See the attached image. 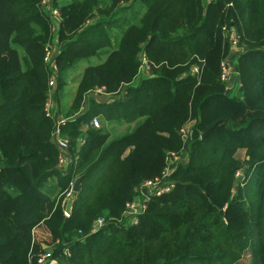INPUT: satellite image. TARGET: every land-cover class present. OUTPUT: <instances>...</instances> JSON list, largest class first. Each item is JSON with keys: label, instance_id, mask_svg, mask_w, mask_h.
I'll list each match as a JSON object with an SVG mask.
<instances>
[{"label": "trees", "instance_id": "trees-1", "mask_svg": "<svg viewBox=\"0 0 264 264\" xmlns=\"http://www.w3.org/2000/svg\"><path fill=\"white\" fill-rule=\"evenodd\" d=\"M41 1L0 0V264H39L47 249L59 264H244L246 252L250 264H264V0L61 5L53 60L60 72L107 47L100 63L84 69L62 114L71 157L65 174L50 140L54 119L44 112L52 39ZM127 10L111 46L102 34L111 24L100 16L117 20ZM229 32L242 49L231 95L220 78ZM96 87L118 97L86 102ZM94 116L135 123L109 139L90 125ZM189 125L185 139L179 131ZM170 153L187 156L169 176L172 188L148 199L137 224L120 223L136 187L160 177ZM77 178L65 216L64 194ZM99 217L103 226L91 232Z\"/></svg>", "mask_w": 264, "mask_h": 264}, {"label": "built area", "instance_id": "built-area-1", "mask_svg": "<svg viewBox=\"0 0 264 264\" xmlns=\"http://www.w3.org/2000/svg\"><path fill=\"white\" fill-rule=\"evenodd\" d=\"M51 1L52 0H42V6H43V11L44 13L51 19L53 26V34H56V32L59 29L60 26V14L59 11L56 7L51 6ZM204 2H209L210 0H203ZM229 42H230V51L228 55L221 61L220 66H221V72H220V78L223 82L229 83L228 79L230 78V75L232 74L233 71V66L236 63V59L239 56L241 52V48L238 47V37L235 35L233 32H229ZM52 42H55V36L52 38ZM55 56V52L53 50V45L51 46H46L45 47V56H44V61L46 64L50 65L52 76L49 78V87L54 86L55 81V76L53 72L56 70V64L53 62ZM147 67L146 60L145 58H142V65L141 68ZM236 69V66H235ZM191 71L193 73H196L198 71L197 66H193L191 68ZM236 76H237V69H236ZM240 83L238 81V77L236 78V86L235 90L232 93L233 88H228L230 95L234 94L236 90L239 88ZM53 88V87H52ZM90 93H93L95 95H111L109 93H106L104 91L103 87H96L93 90L90 91ZM55 104L53 100L50 98V94H48V98L45 102L44 105V112L45 115L48 117H51L54 119V126L53 130L51 132V139L52 141L56 144L58 150H59V156H58V168H62L65 165H69L71 163V157L69 154V140L65 137H62L60 135L59 129L60 126L65 122L62 118L54 115L56 112L55 109ZM90 125L94 128H99L100 127V122L97 116H94L91 121ZM180 134L182 135L183 138H187L190 132V125L189 126H184L180 129ZM170 158H173V160H176L179 158V156L175 153H170L169 156L167 157V164L161 174L160 177L154 178V179H148V180H143L137 187H136V193L134 197L128 201L125 205V209L121 214V217L119 219V222L122 223L125 226L128 225H133L137 224L138 222V214L143 212L146 207V202L151 196H158L162 194L163 192L169 191L173 183L170 180L169 176L171 175L173 169L176 167V163H172L170 161ZM179 163V162H178ZM175 166V167H174ZM173 169L171 170L170 168ZM73 183L70 184V187L65 191V199L69 200L75 193L73 190ZM65 216H68L69 213L65 211V206H64V211H63ZM104 224V218L99 217L94 223L93 227L91 229V232H95L99 230ZM63 255L68 256L69 253L67 250L64 251ZM38 263L39 264H59V261L56 258L52 257V252L50 249H47L44 254H42L38 258Z\"/></svg>", "mask_w": 264, "mask_h": 264}, {"label": "rangeland", "instance_id": "rangeland-1", "mask_svg": "<svg viewBox=\"0 0 264 264\" xmlns=\"http://www.w3.org/2000/svg\"><path fill=\"white\" fill-rule=\"evenodd\" d=\"M69 1L70 0H57V8H58V10H59V7L61 5H63L66 2H69ZM99 1L101 2L100 5H99L100 8H105L106 5H110V3H111V0H99ZM39 5H40V9L41 8L43 9L42 1L40 2ZM51 6H53V0L51 1ZM134 8H136L140 12L141 11L143 12V9L137 7L136 5H135ZM103 15L104 14H102L100 16L101 17L100 21H102L103 23H107L108 22L111 25L110 26H107V25L103 26L104 30H103L102 34L104 35V38H106V39L109 38L110 41H111V46H114L117 43L118 37L120 36V33H121L120 26H122V23L125 21V19L122 18V16L123 15L129 16L130 15L129 14V10L124 11V12L120 11L119 14L117 15L118 17L119 16L120 17L117 20L116 19L115 20L112 19L113 15H109L108 14V15L102 17ZM45 16L47 18L48 25L50 27L51 39L53 38V36H55V42H52L50 40V42H48L46 46L53 45V50H54L55 55H56L57 54V50H58V44L56 43V41L58 40V31H59V29L56 32V34H53V30H52L53 24H51L52 21L46 14H45ZM97 18H98L97 15H95L93 18L88 20L87 23L89 22V24H91V23L93 24L96 21ZM129 19L130 18H128V20ZM60 21H61V18H60ZM106 50H107V47L102 48V49H98L95 54L89 55L88 58L79 61L74 66H72L70 68H67L66 70H63L61 72L58 70V66H56L57 68L53 72L56 82H54V86H52L53 88L50 87V88H48L47 91H48V94H50V98L51 99H53V95H54L53 93L57 92V95L59 97V103L55 106V109H57V113L59 114L60 117H62L63 120H65V121L67 120L66 118H64L65 116L63 117L62 114L66 113L67 111H69L71 105L74 102L75 95H76V89H77V86H78V84H79V82L81 80V77H82L84 69L87 66H89V65H95L97 63H100L105 58V53L104 52ZM235 66L236 65H234L233 68H232L233 71H232V74L230 75V78L228 79V82H230L231 78L235 79V75H236ZM59 80L61 82V88L58 89L56 86L58 85ZM48 86H49V81H48ZM230 87H231V85H230V83H228V88H230ZM234 90L233 89L231 90L232 93L234 92ZM111 95H113V94H111ZM102 96H105V95H98V94L95 95V94L89 92L87 94V96H86V102H87L88 99H95V98L99 99ZM85 110H86V108H85V105H84V107H81V109L79 110V113H82ZM97 117H98L99 122H100V127L99 128H103L105 131H107L109 133V139H112L113 137H116V136L128 131L129 129H131L134 126V123H135V122L125 123L123 121L106 122V121H104L102 119L101 116H97ZM50 140L52 141L51 137H50ZM235 155L241 162H244V159H246L248 157V156L245 157L244 150H239ZM170 161H172V163H176V165L178 164V162L185 163L187 161V156L185 154H183L182 156H179V158L176 159V160H173V158H170ZM170 169L172 170L173 167L170 168ZM244 170H245V166L243 167L242 170H240L238 172V178L241 181L243 180V177H242L243 174L241 172H243ZM63 205H66V204L63 203ZM39 234H40V232H39ZM250 260H251L250 253L246 252V253L243 254V256H242L241 260L239 261V263L242 262L244 264H250Z\"/></svg>", "mask_w": 264, "mask_h": 264}, {"label": "crops", "instance_id": "crops-1", "mask_svg": "<svg viewBox=\"0 0 264 264\" xmlns=\"http://www.w3.org/2000/svg\"><path fill=\"white\" fill-rule=\"evenodd\" d=\"M237 60V59H236ZM236 78H237V76L235 75V79H233V78H231V80H230V85H231V87L233 88V90L235 89V86H236ZM237 91V90H236ZM118 96L117 95H105V96H102V97H100L99 99L98 98H95V100L97 101V102H102V103H104V102H111L112 101V99L113 98H117ZM54 115H56V116H58V117H60L59 116V114L57 113V109H56V112H55V114ZM60 118H62V117H60ZM69 166H70V164L69 165H65V166H63L62 168H59V171L61 172V174H65L66 172H67V170L69 169ZM58 167V166H57ZM68 201V200H67ZM67 203V202H66ZM37 232H38V230H37ZM40 233H42L41 231H40ZM38 235V234H37ZM38 236H40V235H38Z\"/></svg>", "mask_w": 264, "mask_h": 264}, {"label": "water", "instance_id": "water-1", "mask_svg": "<svg viewBox=\"0 0 264 264\" xmlns=\"http://www.w3.org/2000/svg\"><path fill=\"white\" fill-rule=\"evenodd\" d=\"M213 128H214V125L211 126L210 128H208L205 132H203L202 135H201V138H204L207 134H209V133L212 131ZM247 158H248V157H247ZM241 173H242V172H241ZM79 182H80V178H77V179L74 181V183H73V188H72V190H73L74 192H76V191L79 190ZM70 208H71V199H69V200L67 201V203H66V205H65V211H66L67 213H69Z\"/></svg>", "mask_w": 264, "mask_h": 264}]
</instances>
